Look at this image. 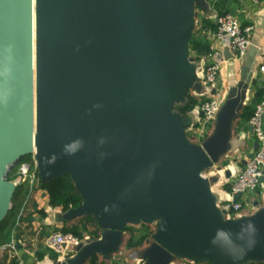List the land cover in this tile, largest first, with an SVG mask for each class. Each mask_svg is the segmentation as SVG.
<instances>
[{"label":"water","instance_id":"obj_1","mask_svg":"<svg viewBox=\"0 0 264 264\" xmlns=\"http://www.w3.org/2000/svg\"><path fill=\"white\" fill-rule=\"evenodd\" d=\"M207 1L35 0L33 70L32 0H0V221L17 187L8 172L32 155L40 183L69 174L81 195L62 218L91 214L100 226L97 238L56 264L110 260L126 224L156 220L131 259L172 264L191 251L264 259V207L224 220L228 211L211 207L201 176L229 149L232 120L264 52L258 38L195 151L172 112L189 87L202 88L188 42L194 7L204 12ZM224 57L233 60L226 49Z\"/></svg>","mask_w":264,"mask_h":264},{"label":"crops","instance_id":"obj_2","mask_svg":"<svg viewBox=\"0 0 264 264\" xmlns=\"http://www.w3.org/2000/svg\"><path fill=\"white\" fill-rule=\"evenodd\" d=\"M207 6V10L204 12L194 7V26L188 42V57L193 58L190 65L194 71V81L200 82L202 88L200 92L197 93L191 86L188 88L184 97L190 95L197 100V103L184 114H180L174 110V107L172 108V112L177 114L181 120L185 138L193 151H195L199 142L202 140L195 135V127L197 125V120L200 117L198 103L201 98L205 97L204 95L207 93L208 89H206V86L201 79L203 67L202 55L199 57L196 55V52L191 51V38L195 37L202 45H207L208 48H214L218 53V56L221 58L218 79L223 87L224 98L229 84L233 80L238 79L241 62L233 61L230 58L225 60V49L230 56L232 54L228 47L222 46L220 42L213 37V33L217 28L216 17L223 13H230L237 18L242 27L253 25L254 30L251 34V39L258 38V48L264 50V0H259L256 4L249 0H208ZM259 22H263V29L257 28ZM263 63L264 52L256 57L253 82L248 90L247 102L243 109L248 106H252L253 108L256 100H261L264 94ZM208 94H212L211 90ZM178 103L180 102H177L176 104ZM240 114L232 120L228 151L222 156V159L218 164H213L207 169L209 181L208 188L205 191L206 198H208L211 207L216 209L217 212L223 209L222 206L224 203L230 199V196L226 191L228 182L233 180L238 172L243 169L247 159L254 151L253 142L255 141V138L248 124V119L240 117ZM39 184L41 183L39 182ZM40 197L41 199H45V194L40 192ZM45 201L47 202L46 199ZM36 202V208L35 206H32L26 209L25 212H21V220L18 222L16 230L11 238V240L14 239L16 241L15 248L12 250H0V264H56L60 257L56 253L45 248L43 245L45 236L53 230H61L65 227L77 225L81 234L80 238L83 240L98 237L99 232L96 237L93 236V233L96 230L95 226L90 223L84 224L85 222L83 218L87 215L92 216L91 214L82 215L72 219H63L62 213L64 210L60 206L57 205L51 208L46 204L43 210L39 211L38 205H40V203L38 200H36ZM241 203L242 207L239 212H227L222 215V218L224 220H238L242 217H250L258 211H261L264 207V182H261L252 193H248L245 197H242ZM158 222L159 221L156 220L151 223L140 221L136 224H126L124 226V240L118 254L112 256L110 260H103L100 256H97L96 263L146 264V261L141 257L131 259V250L133 248L126 247L127 243L131 240L129 239L131 236L125 228L131 227L135 230H140L144 226L147 227L149 233H151L157 228ZM97 226L100 231L98 223ZM136 235H138V233ZM225 252L216 257H207L199 252L196 253V251H191L190 253H186L185 256L177 257L172 264H264V259L258 261V259L251 258V256H235Z\"/></svg>","mask_w":264,"mask_h":264},{"label":"built area","instance_id":"obj_3","mask_svg":"<svg viewBox=\"0 0 264 264\" xmlns=\"http://www.w3.org/2000/svg\"><path fill=\"white\" fill-rule=\"evenodd\" d=\"M256 4L259 0H249ZM217 28L213 33V37L220 42L222 46H226L231 51L233 61L242 62L246 55L248 46L251 44V34L254 30L253 25L242 27L237 20L230 13H223L216 17ZM203 67L201 72V79L206 86L207 93L205 97L201 98L198 103V108L202 112L197 120L195 127V135L199 139H203L210 133L217 113L223 103L224 93L222 84L219 82V71L221 58L218 56L216 50L212 47L202 55ZM214 89V94H208L210 90ZM264 94L259 103L256 104L253 115L249 118L248 124L251 127L252 134L258 142V147L254 150L251 156L247 159L243 169L238 172L236 177L228 182L226 191L230 199L224 203L223 209L228 212H239L242 203L241 198L244 195L253 192L260 184L259 178L264 176ZM32 164H35L32 160ZM37 170L36 164L34 166V173L29 176L30 164L23 162L19 171L14 177V181L21 185L28 177L31 181L35 178ZM201 176L208 177L207 170L201 173ZM240 193L241 196L237 201L232 200L233 194ZM83 239L72 234L71 232H63L62 230H53L49 232L43 241V245L48 250L56 253L60 259L71 256L75 247ZM16 241L13 239L10 242L1 245L0 250L14 249Z\"/></svg>","mask_w":264,"mask_h":264},{"label":"trees","instance_id":"obj_4","mask_svg":"<svg viewBox=\"0 0 264 264\" xmlns=\"http://www.w3.org/2000/svg\"><path fill=\"white\" fill-rule=\"evenodd\" d=\"M191 51L196 52L197 56H201L206 53L209 48L207 45H202L198 39L192 37L190 40ZM262 99V98H261ZM261 100H256L255 104L252 106L245 107L240 114V117L249 118L253 115L256 104ZM197 103V100L190 95H186L182 102L174 106V110L180 114H184L193 105ZM13 177L12 173L8 174V179ZM47 196L50 205L60 206L64 211L69 208H75L82 202L81 195L76 190L72 179L69 174L56 177L49 182L39 184ZM29 188L18 185L11 199V208L7 212L6 216L0 221V246L8 243L16 230L18 222L21 220V212L24 211L25 202L29 197ZM25 200V201H23ZM23 202V203H22ZM84 224L90 223L96 227L93 236L96 237L99 232V227L97 226L96 220L87 215L83 218ZM63 232H71L72 234L80 237V231L77 225L71 227H65L61 229ZM125 230L130 234L132 239L127 243V248H137L141 245L146 237L149 236V230L147 227H142L140 230H135L131 227H126ZM138 233V235H136ZM96 257L92 256L87 264H97Z\"/></svg>","mask_w":264,"mask_h":264},{"label":"rangeland","instance_id":"obj_5","mask_svg":"<svg viewBox=\"0 0 264 264\" xmlns=\"http://www.w3.org/2000/svg\"><path fill=\"white\" fill-rule=\"evenodd\" d=\"M32 160H34L32 155H27V156H24L22 159H20V161L12 169H10V171L8 172V174L9 173L13 174V177L11 179H9V180H13L14 177H16V175H17V173L19 171V168L21 167L23 162H27V163L30 164V171L28 172L29 176L31 175V173H34L33 171H34L35 164H32V162H33ZM35 176H36V180L33 179L31 181V177H28L21 184V186L29 188L28 189L29 190V199H27V202H25L24 212L26 211V209H28V208H30L32 206H35V203H37L36 200H38L39 203H40V205H38L39 206V211L43 210V208L46 206V204H48V206H50L51 208L55 207L53 205H50L46 192L42 188H40L39 185H38L39 184L38 169L35 172ZM40 192H43L45 194V199L47 200V202L45 201V199H41ZM245 196H246V194L244 195V197ZM23 201H25V200H23ZM35 208H36V206H35ZM153 227H154V225H153Z\"/></svg>","mask_w":264,"mask_h":264},{"label":"bare ground","instance_id":"obj_6","mask_svg":"<svg viewBox=\"0 0 264 264\" xmlns=\"http://www.w3.org/2000/svg\"><path fill=\"white\" fill-rule=\"evenodd\" d=\"M31 28H32V43H33V70H35V0H32V26Z\"/></svg>","mask_w":264,"mask_h":264},{"label":"clouds","instance_id":"obj_7","mask_svg":"<svg viewBox=\"0 0 264 264\" xmlns=\"http://www.w3.org/2000/svg\"><path fill=\"white\" fill-rule=\"evenodd\" d=\"M251 243V241H249V244Z\"/></svg>","mask_w":264,"mask_h":264}]
</instances>
